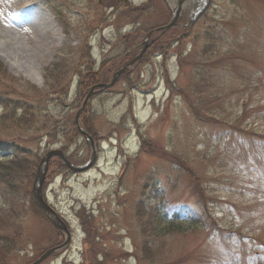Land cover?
Returning <instances> with one entry per match:
<instances>
[{
    "label": "rangeland",
    "instance_id": "1",
    "mask_svg": "<svg viewBox=\"0 0 264 264\" xmlns=\"http://www.w3.org/2000/svg\"><path fill=\"white\" fill-rule=\"evenodd\" d=\"M17 1L6 20L46 28L49 17L62 41L38 70H12L0 58V93L38 114L26 131H0V141L15 137L38 162L60 148L83 165L91 147L75 117L87 100L81 125L98 149L86 172L51 159L45 199L72 241L38 264H264V0H209L195 21L204 0H182L179 26L149 38L180 0H152L143 16L133 9L149 0ZM209 26L224 38L210 58ZM145 44L142 58L97 92ZM24 204L19 213L0 185V235L9 237L0 264H32L66 239L31 190Z\"/></svg>",
    "mask_w": 264,
    "mask_h": 264
},
{
    "label": "trees",
    "instance_id": "2",
    "mask_svg": "<svg viewBox=\"0 0 264 264\" xmlns=\"http://www.w3.org/2000/svg\"><path fill=\"white\" fill-rule=\"evenodd\" d=\"M110 3H112L113 5H119L120 3H122L123 7H129L128 0H112ZM153 7L154 5L152 0H149V2L144 6H136L133 10L134 12H141L143 16L146 13H150ZM214 27L209 26V28L207 29V33L205 34L206 38L209 41L205 45L204 49L210 47L211 50L209 52L204 51V54L205 56H207L211 53L210 56H207L209 58L214 54V52H216L217 48L220 46V43L224 39L223 37L220 38L218 36L220 30H218L216 26ZM176 41L178 42L179 38H177ZM132 54L133 52L130 50L128 53H126V55L124 54V57H127V59H129ZM218 54L216 56H218ZM237 55H239L238 52ZM235 58L236 56L231 57V60ZM2 68L4 67L0 62V71L2 70ZM198 72V70H195V73H197V78H199ZM258 73L256 76L257 80L255 79L253 87V89L256 91H258L257 89L260 87L261 79V75L260 73ZM198 93L200 92L198 91ZM11 94L12 92L0 93V107L3 108L2 112L0 113V131H2V133L9 132L13 129L26 131L38 121V114H33L34 112L32 110V105L26 101H23L22 99L14 98L13 96H11ZM195 115L197 118L206 121V123L216 122V119L212 115H204L199 113ZM37 164L38 159H33V153L31 149L16 143L15 137H11L8 144L5 141H0V185H2V187L6 189V194L18 198V201L20 202L19 208H21L20 210H17L19 211V213L24 208L25 198L30 195L31 185ZM201 193L202 199H200V202H202V204H205L207 202L206 199L204 200L205 194L204 192ZM9 213L11 215H14L16 214V211L9 210ZM4 238L9 239V237L1 236L0 240ZM1 252L2 249L0 246V257ZM148 252H150V249L148 250Z\"/></svg>",
    "mask_w": 264,
    "mask_h": 264
},
{
    "label": "bare ground",
    "instance_id": "3",
    "mask_svg": "<svg viewBox=\"0 0 264 264\" xmlns=\"http://www.w3.org/2000/svg\"><path fill=\"white\" fill-rule=\"evenodd\" d=\"M14 4L13 0H0V58L12 70L17 67L38 70L48 63L52 51L62 39L49 17L44 18L49 24L46 28H40L35 23L34 26H19L13 20H6L12 14ZM43 17H40L41 21Z\"/></svg>",
    "mask_w": 264,
    "mask_h": 264
},
{
    "label": "water",
    "instance_id": "4",
    "mask_svg": "<svg viewBox=\"0 0 264 264\" xmlns=\"http://www.w3.org/2000/svg\"><path fill=\"white\" fill-rule=\"evenodd\" d=\"M209 0H207L208 2ZM182 0L179 1L178 6L174 8V14H173V18L172 21L164 26L158 27L155 30H152L151 32H149L148 34V38L152 35L153 32L158 31V30H168L172 27H174L177 24V19L181 13V9H182ZM206 4H203V6H201L199 9H196L193 13H194V17H198L202 11L206 8ZM148 44H145V47L142 49V51L140 52V54L135 57L131 62H129L128 64L124 65L121 69H119L118 71L115 72V74L113 75L112 79L110 80L109 83H102L98 86H95V88L97 87H101L102 89L111 87L116 80L118 79V77L124 73L126 70H128L131 65L137 61L142 55L143 53L146 51ZM90 97V95L87 96L86 99H88ZM87 100H85V102L83 103L82 107L78 110L76 117H75V122L77 124V127L79 129V131L87 138L91 149H92V153H91V157L90 160L83 165H76L73 164L71 161H69L64 153V151L62 149H51L49 150L45 156L41 159L39 166L37 168L36 171V175H35V179H34V183H33V187H32V194H33V200L36 203V205L42 209L48 216V218L54 223V225L60 229L66 232V241L57 247H54L52 249H49L48 251H46L44 253V255L38 259L36 262L32 263V264H38L40 261H42L44 258L48 257L50 254L54 253L55 251H57L58 249H61L62 247H64L65 245H67L70 241V231L68 226L66 225V223L61 219V217L58 216V214L56 213V211L45 201L44 199V195H43V185H44V181H45V174L48 170L49 167V162L50 159L53 156H58L62 162L68 166L71 170L75 171V172H82V171H86L89 168H91L93 166V164L96 161L97 158V149H96V145L95 142L93 140V137L87 133L82 126L80 125L79 119H80V115L83 112L85 106H86Z\"/></svg>",
    "mask_w": 264,
    "mask_h": 264
}]
</instances>
